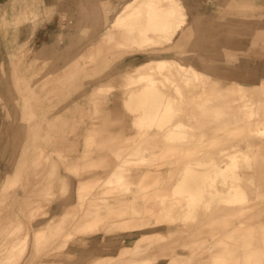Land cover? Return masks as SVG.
Instances as JSON below:
<instances>
[{
	"label": "rangeland",
	"instance_id": "1",
	"mask_svg": "<svg viewBox=\"0 0 264 264\" xmlns=\"http://www.w3.org/2000/svg\"><path fill=\"white\" fill-rule=\"evenodd\" d=\"M32 1L9 0L5 11L10 16L5 19L2 15L0 26L14 30L23 24L33 26L40 16L46 19L54 13L59 14L55 23L60 26L50 42L41 44L36 55L30 47L26 48V42L21 47H10L6 52L7 68L12 72V76H7V88L16 87L21 90L18 91L21 95L8 96L4 101L0 98L3 106L0 119L8 123L7 119L13 117L11 114L14 111L11 112V109L16 108L17 120L22 122L23 127L0 128V264H96L98 259L117 255L130 245L150 242L158 246L171 242L174 235L170 233L175 221L184 226H203L210 240L209 246L192 251L191 263L188 264H264V148L248 149L244 142L221 145L226 152L240 148L247 150L250 156L248 163L260 168L254 177L256 185H259V196L249 215L230 219L201 215L184 217L180 216L181 213H173L172 218L160 215L156 205L160 191L169 192L174 174L184 163L197 158L221 159L223 153L214 148L208 125L220 124L223 132H239L242 121L232 120L229 107L214 106L213 99L220 94L226 81H241L238 77L225 80L220 76L226 73L227 76H250L248 72L264 68V42L252 43L253 32L257 28L264 31V0H246L259 4L263 15L256 11L255 16L244 19L221 14L226 4L222 0H186L197 5L194 11L198 12L199 19L194 22L197 30L193 39L185 42L181 46L183 49L162 48L140 52L141 45L126 43L118 47L110 44L103 48V53L96 47L98 42L95 39H82L85 34L82 22L92 20L97 11L95 7L102 0H69L72 2L70 11L65 10L67 0H51L49 3L34 0V4L45 8L41 11L24 9ZM110 1L117 5L119 0ZM61 12L63 18L59 17ZM188 20L192 23L193 15L190 14ZM100 30L98 25L89 34L94 36ZM105 42H102L104 46ZM69 49L72 54L67 55ZM230 53L235 54L234 58L227 61ZM168 56H171L170 59L176 56L184 62H192L204 70L212 65L215 70H207L209 74H203V77L207 76L206 79L209 76L213 78L208 79L207 91L194 97L191 96L196 92L193 84L185 86L177 78L179 89L162 86L160 80L166 74L179 76L176 67L169 63L161 71L160 63L154 60L133 73L134 76L149 73L174 98L179 112L177 119L186 124L184 129L188 136L185 141L171 142V149L166 147L160 135L144 142L161 148L155 164L161 165L159 171L164 184L148 188L147 192H143L139 185H132L121 192H109L115 179L107 183L100 182L98 178H107L109 175L106 173L117 159L128 160L133 177L139 174L134 177L136 179L146 172L150 177L151 172L157 169L147 164L135 166L139 158L137 147L142 143V137L131 128V115L123 105V89L126 86H122V73L150 58ZM237 69H242L243 73L235 74ZM16 74H22V78L19 80ZM216 77L219 79L214 82ZM249 80L257 82L260 79L255 77ZM181 95L185 96L184 103L181 102ZM105 98L109 101L104 102ZM190 98L193 99L191 104L187 101ZM56 108H62L63 112L73 111L71 118L70 114L63 112L53 118L46 112L40 113L41 110L48 112ZM254 109L258 110L256 104ZM197 122L207 127L198 128ZM116 134L123 135L116 139L113 137ZM263 140L264 135L258 142L262 143ZM198 148H204L208 153L197 157L199 155L192 152ZM239 163L245 165L246 162L240 159ZM20 169L23 172L21 177L18 175ZM91 173L99 175L94 180L86 178ZM171 173L174 174L169 181ZM148 179L147 183L150 181ZM145 181L143 185L147 184ZM122 195L130 198L131 212L128 216L137 219V227L120 229L113 224L118 218L110 215L98 232L86 234L74 227L77 222L84 224L104 215L103 211L96 213L89 201ZM70 206L74 210L71 218L65 213ZM201 212L203 210L199 207ZM64 226V231L58 235L57 231ZM182 242L175 247L178 257L168 259V264H187L181 261L190 249L180 245ZM152 249L149 248V254L157 252ZM159 254L165 258H159L154 264H165L169 254L165 251L155 255Z\"/></svg>",
	"mask_w": 264,
	"mask_h": 264
},
{
	"label": "bare ground",
	"instance_id": "2",
	"mask_svg": "<svg viewBox=\"0 0 264 264\" xmlns=\"http://www.w3.org/2000/svg\"><path fill=\"white\" fill-rule=\"evenodd\" d=\"M33 1L27 6H25V3L24 9L29 10L35 8L41 11L45 8L34 4ZM224 1L226 4L223 5L225 8V11L222 10L224 13H221L223 15L239 16L242 19L255 16L256 11H260V15H263L261 6L255 2H248L246 0H222V2ZM64 5L65 10H71L72 2L67 0ZM95 8H97V11L92 20L82 22L84 26L83 30L85 31L82 39H95L98 43L100 42V45L97 43L96 47L101 50V53L104 51L103 48L110 44L113 47H118L119 44L126 43L141 45L139 48L140 52L147 50L157 51L162 48L178 50L183 47L182 45L185 42L189 43L193 39L194 32L197 30L194 27V22L196 23L199 19L198 12L196 13L194 11L198 8L197 5L188 3L186 0H119L117 5H113L110 0H102V3H98ZM190 14L193 15L192 23H189L188 20ZM45 15L48 16V14ZM88 15L92 14H86V16ZM63 16V12H61L59 17L63 18ZM98 25L101 30L98 34L91 36L92 29H95ZM90 31L91 33L89 34ZM260 40L264 42V31L257 28L253 32L252 43L255 44ZM103 41H106L105 46L102 43ZM70 49L67 55L72 54ZM181 52L183 51L181 50ZM234 55L230 53L227 61L233 59ZM170 58L171 56L158 59L157 57L150 58L122 73V86H126L123 89V105L131 115V128L137 135L142 137V143L137 147L139 158L135 166L147 164L157 169L151 172L150 177L146 175V172L143 176L136 179L134 177L139 174L133 177V174L129 171L131 166H129L128 160L117 159V162H112L111 170L106 173L109 176L107 178H98V180L101 179L100 182L107 183H111L112 179H115L114 185L108 189L109 192H121L132 185H139L143 192H147L148 188L164 184L165 180L164 178L161 180L163 176L160 177L159 171L161 165L156 166L155 164L161 148L155 144L147 145V140L150 138L154 139L160 135L164 138L166 147L171 149L173 148L171 142L177 140L185 141L188 136L187 131L184 129L186 124L177 119L179 112L175 107L177 103L174 98L167 93L166 89L159 86L157 80L149 73H139L138 76H134L133 73L140 70L145 63L154 60L160 63L159 67L161 71L169 63V65L176 67L175 69L179 76H169V73L166 74L163 76V80H160L162 86L169 85L167 87L173 86L175 89H179L175 79L177 78L185 86L193 84L196 92L194 94L192 93L191 96L194 97V95L201 96L206 92L209 86L208 79L210 77L211 79L213 78V76H209L206 79L207 76L203 77V74H209L207 70L212 72L215 70L212 65L207 66V70H204L197 68L192 62H184L181 58H176V56L173 57L175 59ZM242 73V69H237L235 72V74ZM248 73L250 76H227V73L225 76H220V78L223 77L225 80L231 77H236L237 79L238 77L241 81H226L225 86L220 90V94L213 99L214 106L227 105L229 107L233 114L231 117L232 120L242 121L239 126V132L227 133L223 132L220 124L208 125L214 148L221 150L220 152L223 153L221 159L218 161L215 159L201 160V158H197L193 162L184 163L177 173H171L169 181L172 180L173 174L175 178L171 182L169 192L167 193V191L162 190L157 196L158 202L156 205L160 215L163 214L174 218L173 213H178V215L181 213L180 216L184 217L201 215L234 219L245 216L255 207L254 202L259 196V185H256L254 177L260 172V168L248 163L250 156L247 150L240 148L226 152L224 151L226 149L221 147L224 144L244 142L247 144L248 149L259 150L260 148H264V140L262 143L258 142L262 138V135H264V68H255ZM255 77H258L260 80L257 82L249 80L252 78L255 79ZM218 79L216 77L214 82L218 81ZM214 82H212V85H214ZM238 88L240 90L236 92ZM184 97V95L180 97L182 103H184ZM105 101L107 102L109 99L105 98ZM187 101L191 104L193 99L190 98ZM255 104L258 110L254 109ZM107 112H110V110ZM12 114L11 117H13L10 120L7 119V121L14 122L15 119H18L16 117V110ZM257 123H263V126H255ZM196 126L198 128L207 127L200 124V122H197ZM122 135L116 134L113 137L117 139ZM145 141L146 143H144ZM192 153H197L199 155L197 157H200L204 153H208V151L204 148H198L193 150ZM240 159L246 162L245 165L239 163ZM141 172L139 173L141 174ZM22 174L23 172L20 169L18 175L21 177ZM97 175L99 174L91 173L86 178H92L94 180ZM145 179V182L147 183L148 179L149 183L143 185ZM65 182H67V178ZM89 205L95 209L96 213L103 211L104 215L93 218L84 224L77 222L74 227L79 231H83L86 234L89 232H98V230L104 227L102 225H105V219L108 215L118 218L113 224L120 229H133L138 226V224L136 225V223H139L137 219L128 216L131 212L129 211L130 198L125 195L91 200L89 201ZM199 207L203 210L201 214L199 213ZM65 213L67 217L71 218L74 215L73 207H67ZM173 224V230L170 234H173L174 238L171 242L158 246L151 245L150 242L146 245H130L117 255L104 256L98 259L96 264H154L159 258H165L160 256V254H155L165 251L169 254V258H166L167 261L165 263L168 264V259L178 257V252L175 250V247L181 240L183 242L180 245L182 244L190 249V252L187 256L185 255L186 257L181 262L191 263L190 254H192V251L201 250L210 245L209 237H207L208 234L205 235V228L201 225L196 227L184 226L180 225L181 223L178 221L173 222ZM64 228L65 226L60 228L61 230L57 231V234H61ZM262 243H264V239ZM152 247L157 252L149 254L148 250Z\"/></svg>",
	"mask_w": 264,
	"mask_h": 264
},
{
	"label": "crops",
	"instance_id": "3",
	"mask_svg": "<svg viewBox=\"0 0 264 264\" xmlns=\"http://www.w3.org/2000/svg\"><path fill=\"white\" fill-rule=\"evenodd\" d=\"M9 0H0V18L2 15L4 16L5 19H7L10 15L9 12H6V5ZM37 1H43V0H37ZM51 0H46L47 3H49ZM41 3V2H40ZM58 16V14L54 13V15H50V17H46L44 19L42 16L41 18L38 19V22L35 25H28V24H23L20 26H17L16 30L7 28L5 26H0V98L2 100H7L8 96H14L18 97L21 94L18 93V91H21L17 89L16 87L14 88H7V76H12L11 69L7 68V56L6 52L7 50L10 49V47H21L23 43L24 45H27V47H30L31 51H33V54H37V51L39 50L41 44L44 41L50 42L53 34L58 30L59 24L55 23V19ZM12 40V41H11ZM14 41V42H13ZM10 42V43H9ZM23 45V46H24ZM23 48V47H22ZM30 51V52H31ZM32 57V56H31ZM30 59V56L28 57ZM3 71V72H2ZM18 79L20 80L22 77V74H16ZM29 78V77H27ZM37 91V90H36ZM18 93V94H17ZM39 96L38 94H36ZM72 106L70 107V109ZM3 106L0 104V113L3 112ZM48 109V107H47ZM16 110V108L11 109V112ZM46 112L50 118H53L57 116L58 113L63 112L62 108H56L52 109L50 111H42ZM18 111L16 110V115ZM65 114H70L69 119L71 118V113L73 111L69 110L67 112H63ZM68 119V120H69ZM22 128L23 124L21 121L17 120L15 122H6V120H3L2 118L0 119V128Z\"/></svg>",
	"mask_w": 264,
	"mask_h": 264
}]
</instances>
